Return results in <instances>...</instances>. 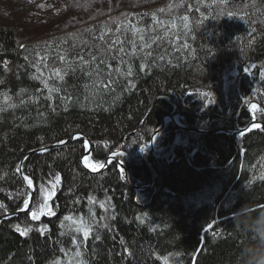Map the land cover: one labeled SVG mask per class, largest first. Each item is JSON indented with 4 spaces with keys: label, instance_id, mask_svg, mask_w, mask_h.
<instances>
[{
    "label": "trees",
    "instance_id": "obj_1",
    "mask_svg": "<svg viewBox=\"0 0 264 264\" xmlns=\"http://www.w3.org/2000/svg\"><path fill=\"white\" fill-rule=\"evenodd\" d=\"M157 3L39 41L0 25V215L24 207L27 151L76 131L93 162L118 150L98 173L80 164L82 136L25 156L34 197L55 184V214L0 220V264H264V127L212 131L246 125L252 101L264 120V0ZM171 111L210 132L145 152ZM180 130L168 119L156 139ZM65 216L87 221L89 237Z\"/></svg>",
    "mask_w": 264,
    "mask_h": 264
},
{
    "label": "rangeland",
    "instance_id": "obj_2",
    "mask_svg": "<svg viewBox=\"0 0 264 264\" xmlns=\"http://www.w3.org/2000/svg\"><path fill=\"white\" fill-rule=\"evenodd\" d=\"M136 1L138 0H0V25L12 28L18 38L23 40V42H25V40L39 41L47 37L68 33L69 31L75 30V28L81 27V25L87 26L98 20H106L108 16L118 12L117 10L122 9L121 11H123ZM156 1L158 3L154 5H161L166 0ZM136 5L141 4L137 3ZM110 8L113 9V12L110 11ZM132 8L133 7L130 9ZM142 9H144V6H142ZM106 12L108 15H105ZM251 104L258 105L255 101L250 102L249 106ZM251 120H249V122H251ZM251 129H253L252 126L244 130V132ZM182 130L183 129L175 134V136H172L171 139L169 138L163 147L161 145L162 141L158 140L159 138L157 139V144V140L154 139L153 141L156 145H154L155 151L152 153L160 157L163 156L165 147L172 149V145L175 142L182 141L184 137ZM136 148L139 149V147ZM146 151H148V149ZM87 157H89V155ZM104 161L93 162L89 159L88 163L103 164ZM106 168L107 167H105V169ZM51 193V187L45 186L41 188V196L34 197L33 194L29 208L30 214L33 211L39 212L41 206L44 204V197ZM25 200H28V195L25 196Z\"/></svg>",
    "mask_w": 264,
    "mask_h": 264
},
{
    "label": "snow or ice",
    "instance_id": "obj_3",
    "mask_svg": "<svg viewBox=\"0 0 264 264\" xmlns=\"http://www.w3.org/2000/svg\"><path fill=\"white\" fill-rule=\"evenodd\" d=\"M183 19H184V21H185L184 26H185V28H187V26H188V25H187V17H184ZM173 27H175V25H173ZM133 31H134V32H139V31H141V30H139V29H133ZM144 39H145V38H144L143 36L140 37L141 42H143ZM113 43H114V44H118V43H120V41H119V40H117V41H113ZM22 47H23V46H22ZM132 47H133V49H135V48H136V44L133 43V44H132ZM148 47H149L148 44H143V43H142V48H148ZM119 51H120L121 53H123L125 50H124L123 47H121V48L119 49ZM136 54H137V52H136L135 50L131 53V55H136ZM61 59L63 60L64 57H61ZM81 59H83V58H81ZM95 59H96V58L93 57V60H95ZM84 63H88V62H87V61H84ZM103 63H104V61H101V64H103ZM121 63H123V60H121ZM140 67H141V69H143V68H144V65H140ZM36 70H37V72H39V68H37ZM115 71H116L117 73H120L121 75H123V73H121V69H120L119 67H117V68L115 69ZM96 74H102V71H101L100 68H97V69L94 70L93 73H90V75H96ZM127 75H128V76H131V75H132V69H131V66H129V68H128ZM55 76H56L57 78H59V79H63V78H64V77L61 75V72H60L59 69L56 70V72H55ZM37 79H39V77H37ZM44 86H45V88L48 87L47 82H45ZM50 91H57V89H51ZM250 109H251V111H252L253 113H255V112L258 110V106H257L256 104H251V105H250ZM252 127H253V128H260L261 125L253 123ZM61 143H63V141H61ZM142 150H143V149H142ZM114 155H115V154H114ZM88 160H89L88 157H84V158L82 159V162L85 164L86 167H88V168H90V169H92V170H94V171H95V170H99L100 168H103V167H104V165H103L102 163H101V164H89V163H88ZM24 179L27 181V183L29 184V186L32 185V181H31V179H29L28 177H24ZM59 181H60V176L57 175V177H56V183H59ZM52 187H53V192H52L51 194L46 195V196L44 197V204L41 206L39 212H37V211H33V212H31L30 215H31V219H32V220H39L41 215H45V214L54 215V214H55V213L52 211L51 206H50V204H49V201L51 200L52 196L55 194V192H54L55 184H53ZM89 200L91 201L92 198L89 197ZM28 204H29V201H28V200H25V201H24V205H25V207H27ZM100 207H104V204L101 203V204H100ZM64 219L67 220V221H70L73 225H75V230L78 231V232H81L84 238L89 237V235H90V233H91V226L87 223V221H84L83 219H79V220H77V219H74V218L71 217V216H65ZM17 230L20 231L22 235H26V234H27V231H28V229L21 230L20 227H19V225H17ZM41 231H43V229H41ZM97 239H98V237H97ZM75 242H76V241L73 240V243H75ZM76 256H80V252H79V251L76 252Z\"/></svg>",
    "mask_w": 264,
    "mask_h": 264
},
{
    "label": "water",
    "instance_id": "obj_4",
    "mask_svg": "<svg viewBox=\"0 0 264 264\" xmlns=\"http://www.w3.org/2000/svg\"><path fill=\"white\" fill-rule=\"evenodd\" d=\"M169 117H170V119H172V120L175 122V124H176V126H177L178 128H181V129H183V130H185V131H191V132H202V133H204V132H205V133H209V132H210V130H204V129H199V128H190V127H186V126H184V125L178 123L177 121H175V114L170 115ZM253 123H255V124H258V123H259L260 125H263V126H264V123H263V122H257L256 119H255V116L252 114V120H251V122H249V123H248L246 126H244V127H240V128H237V129H235V128H234V129H220V130H212V131H213V132H224V133H228V132H229V133H233V134H234V133H236V134H237V133L240 134V133H243L244 130H247L249 127H251V126L253 125ZM163 125H164V120H162L161 125H160L158 128H156V129L154 130V132H153V134H152V136H151V142H150L151 144H152L153 139L155 138L157 132L162 128ZM75 136H82L83 139L85 140L86 144H87V149H86L85 152L82 153L81 156H80V163H81V165H82L85 169L94 172V170L89 169V168L86 167L85 164L82 162V159H83L84 157H87V156L89 155L90 148H91V142H90V139H89V138H88V137H87L82 131H76V132H73V133H72L67 139L63 140V143H61V142L53 143V144H50L49 146H46V147L35 148V149H31V150L27 151L26 154H25V155L20 159V161H19L18 173H19V176H20L21 180L24 182L26 188H27L28 191H29V198H28L29 204H28L27 207L24 206V207L21 208V209H18V210H15V211L9 212V213L1 214V215H0V220L6 219V218H10V217H12V216H14V215L23 214V213H26V212L29 211L30 204H31V200H32V197H33V188H32V186H29V184L27 183V181L24 179V177H26V175L24 174V172H23V170H22V162H23L25 156L29 155L30 153H37V152H41V151H46V150L52 149V148H54V147H56V146H58V145L66 144V143H68L69 141H71ZM116 151H117V150L113 151L112 154H109V155L106 157V159H105V161H104V163H103V165H104L103 168H100L99 170H95V171H102L103 169H105V167H107V165L109 164V161L111 160L112 155H113ZM119 166H120L121 168L124 169V171H125L124 174H125V177L127 178V170H126V167H125L124 165H122V164H119Z\"/></svg>",
    "mask_w": 264,
    "mask_h": 264
},
{
    "label": "bare ground",
    "instance_id": "obj_5",
    "mask_svg": "<svg viewBox=\"0 0 264 264\" xmlns=\"http://www.w3.org/2000/svg\"><path fill=\"white\" fill-rule=\"evenodd\" d=\"M174 113H173V111H171V112H166V113H164L163 114V116H162V120H168V119H170V115H173ZM252 114L255 116V119H256V121L257 122H263L264 123V120H259V119H257V117H256V115L253 113V112H251V118H252ZM262 127H264L263 125H261ZM85 141V140H84ZM61 142V141H60ZM91 142V141H90ZM54 143H58V142H54ZM92 143V142H91ZM53 144V143H52ZM85 145H86V148H85V150L87 149V144H86V142H85ZM85 152V151H84ZM83 152V153H84ZM81 156V155H80ZM81 164V163H80ZM90 164V163H89ZM82 166V165H81ZM83 167V166H82ZM84 168V167H83ZM85 169V168H84ZM90 169V168H89ZM85 170H87V169H85ZM92 170V169H91ZM105 169H103L102 171H104ZM88 172H90V173H98V172H102V171H94V172H92V171H89V170H87ZM27 177V176H26ZM32 186V188H33V185H31ZM26 187V186H25ZM26 191H27V195H28V198H29V191H28V189L26 188ZM33 193H34V189H33ZM7 213H9V212H7Z\"/></svg>",
    "mask_w": 264,
    "mask_h": 264
}]
</instances>
